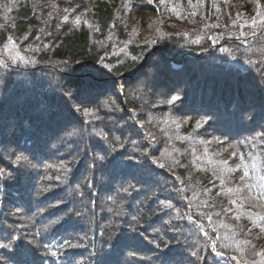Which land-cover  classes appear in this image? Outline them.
<instances>
[{
	"label": "trees",
	"instance_id": "1",
	"mask_svg": "<svg viewBox=\"0 0 264 264\" xmlns=\"http://www.w3.org/2000/svg\"><path fill=\"white\" fill-rule=\"evenodd\" d=\"M233 1L0 0V44L11 37L17 42L14 50L18 48L24 58L22 63L7 48L0 49V62L13 63L7 70L16 72L4 75L2 83L8 89L0 86V101L8 115L17 119L0 118V123L6 121L3 130L11 139L9 144L0 142L5 143L0 145V194L8 211L3 222L14 225L16 213L27 214L30 219L38 209L52 217L55 206L42 204L46 197L55 195L62 200L60 195L72 193L78 196H67L66 200L78 197L77 205L87 210L84 216L92 225L98 222L93 210L101 212L104 241L109 242L106 249L118 250L101 261L91 257L88 264H110L107 261L113 257L114 264H245V257L264 259V230L259 228V219L248 218L252 233L242 234L243 223L232 217L223 201L216 173L202 166L207 155L236 166L237 178L249 192L248 208L253 215L264 213L260 199L264 193V0H254L258 12L252 17L253 0H239L232 8ZM144 14L150 15L147 25ZM167 20L197 25L170 31L164 24ZM235 23L239 24L233 26ZM148 26L153 28L150 39H141V29ZM225 40L237 46H230L234 62L254 63L251 69L229 67L227 73L224 66L210 67V60L219 57ZM163 54L177 58L185 55L193 62L189 65L187 61L189 72L180 76L183 83L175 84L173 92L167 85L173 76L157 62L158 66H148ZM32 56L47 65L49 72L60 74L51 85L50 104L52 109L62 110V122H58V138L46 147L25 151L20 142L26 134L44 123L53 124L47 117L38 121L36 109L34 115L30 113L31 106L36 108L37 92L50 81L48 74L24 70ZM199 57L216 73L220 85L239 90L240 101L222 98L229 107L224 111L236 114L234 119L220 112L205 113L197 114L196 122L193 113L179 111L185 103L181 100L189 99L197 89L192 73L199 69ZM141 66H147L153 80L126 85L124 102L117 94L101 96L87 106L77 102L79 88L86 85H82V77L91 81L119 78L114 83L120 86ZM228 74L236 77L233 82L226 81ZM149 81L148 97L135 90ZM162 86L163 93L159 94L157 89ZM174 96L179 99L170 103ZM153 98L158 99L156 111L169 114V123L138 116L140 109L150 108L148 101ZM160 101L164 104L161 107ZM27 116L35 117V121H22ZM255 117H259L257 121ZM146 120L151 127L144 123ZM202 210L213 214V221L219 217L221 223H229L232 231L246 237L248 246L237 254L226 249L222 235L203 239ZM18 225L27 228L28 236V228L35 227L31 221ZM191 233L195 243L188 242ZM20 239L29 256L32 252L45 256L39 241ZM120 241L134 243L135 248H125Z\"/></svg>",
	"mask_w": 264,
	"mask_h": 264
},
{
	"label": "bare ground",
	"instance_id": "2",
	"mask_svg": "<svg viewBox=\"0 0 264 264\" xmlns=\"http://www.w3.org/2000/svg\"><path fill=\"white\" fill-rule=\"evenodd\" d=\"M258 5H256L255 1L253 0V8L250 12L251 17L255 15L258 12ZM227 45H223L221 47V54L219 55L217 60H210V67H223L224 71L230 70L229 67H234V60L232 59V56L234 55L233 50L230 48V46L237 48L236 45H232L231 41L225 40L224 41ZM17 42L13 39L11 41H6L4 44H0V49L7 48V47H16ZM10 55L13 56V54L10 52ZM180 58L177 57H171L166 54H163L161 59H157L152 63H148L149 67L151 66H158L160 65V68H164L167 73L171 76H177L181 73L189 72L188 68L190 66L187 65V61L189 62V65H193L192 59L187 57L185 55H180ZM15 57V56H14ZM224 57L227 59V62L220 61L219 58ZM38 57L32 56L29 62L25 63L23 65V68L26 72L31 73H38V74H48L50 76V81L46 83L41 90H39L35 97L34 104L36 105V111H38L40 114L38 116V121L44 120L46 117L49 118V122H53L52 125L47 126V123H44L40 127H38L34 133L40 140V145L45 147L50 144L53 141V138L57 136V129H59L60 123L62 122L60 115L62 114L61 109H52V104H50V97L52 95L51 91V85L55 81V79L60 75L55 72H49L48 66H44L40 64L39 59L36 60ZM40 58V57H39ZM201 62L199 63V69L196 72L192 73V76L195 78L197 82V89L195 90V94L191 96L189 99L181 100L185 101V103L182 105L181 109L179 111L184 113H193L195 115V121L197 122V114H205L208 113V115H214L218 112H220L223 116H225L227 119L231 120L235 118L234 113L232 112H225L224 110L226 107L229 109L228 104L222 100L223 96L228 97V100L236 99L241 100V97L239 96V90L235 86H228L223 87L219 84V80L217 79L216 73L210 69V67L202 60L201 57H199ZM22 60V63H24V58L19 59ZM157 62V64H155ZM13 63H10L8 65H4L0 62V86L6 87L5 84L2 83V79L4 75H11L13 76L16 72H12L10 70H7V68L12 69ZM187 65V66H186ZM147 66H141L139 68V72H137L139 75L147 76L150 74V71L146 69ZM129 78L125 80L120 86H116L114 81L118 82L119 78L109 79V78H96L91 81V78L89 77H82L83 84H86L82 86V88H79L78 96H77V102L82 103L84 106L90 105L92 102H95L101 98V96L104 95H111V94H117L118 97L122 102H124V93H125V87L128 85L129 87H133V85L141 83L140 79L138 80V77H134L133 75L128 76ZM157 77V72L155 75V78ZM236 77L232 75H227L226 81L227 82H233V79ZM153 80V79H152ZM127 83V84H125ZM8 89V88H7ZM225 92V94H224ZM244 93V92H242ZM2 96H4V93H1ZM196 95H199V97H196ZM249 95L252 99H255V95L253 93V90H249ZM1 102V101H0ZM33 104V105H34ZM68 108V107H67ZM69 112L73 111L72 109L68 108ZM217 110V111H215ZM68 111V110H67ZM172 111V110H171ZM7 108L2 100L0 105V118H7L11 119L13 122H16L17 119H15L13 116H9L7 113ZM222 116V118H223ZM203 117V116H202ZM221 118V120H222ZM259 117L253 118L254 121H257ZM26 120V118H23L22 121ZM217 120V119H216ZM220 120V121H221ZM219 121V122H220ZM2 121L0 123V142H6V144H9L11 141L10 137L7 135L8 132L3 130L5 128L6 123L2 125ZM38 126V125H37ZM60 130V129H59ZM14 135V133H13ZM1 145V143H0ZM5 143H3L1 146H4ZM2 150H5V148H1ZM8 149V148H7ZM6 149V150H7ZM8 149L7 151H9ZM36 156V155H35ZM4 157V156H3ZM15 176H17V173H15ZM100 196L96 197V201L99 202ZM18 226L15 227V230H17ZM125 248H135V244L128 242Z\"/></svg>",
	"mask_w": 264,
	"mask_h": 264
},
{
	"label": "rangeland",
	"instance_id": "3",
	"mask_svg": "<svg viewBox=\"0 0 264 264\" xmlns=\"http://www.w3.org/2000/svg\"><path fill=\"white\" fill-rule=\"evenodd\" d=\"M230 3H232V0H230ZM238 3H239V0H234L232 8L237 6ZM231 13H234V12H231ZM149 16L150 15L144 14L143 23L145 25L148 24L147 19ZM236 22H238V21H236ZM164 24H167V26L170 28V31H172V30L176 31V30H180L179 28H181V26L183 25V22L167 20ZM237 24H239V23H235V24H233V26L237 25ZM195 25H197V24H195V22H188V23H185L183 26L184 27L185 26H190V27L193 26L194 27ZM138 29H141V28H138ZM154 29H155V26H154ZM141 30L142 31H140V34H141L140 38L144 39L145 37H149V39H150V33H153L152 32L153 31L152 26L144 27ZM155 33H156V31H155ZM7 50L9 52H11L13 54V56L18 57V59H23V57L20 56V54H19L18 48L16 50H14V47L11 46V47H7ZM252 54L253 53L249 54L248 57H251ZM212 60H217V59L212 58ZM219 60L223 61V62L228 61L224 57H220ZM253 64L254 63H252L250 65V62L243 61L240 67L242 69H245L246 67L251 69L253 67ZM152 79H153V75L150 73L147 76H142L140 81H142L144 83L147 80H152ZM149 88H151L150 81L148 82V84H142L140 86H137L135 88V90L139 94L145 95L148 97V95H150V89ZM162 90H164L163 86H162V88L157 89L159 94L163 93ZM151 99H152V95H151ZM157 101H158V99H156V98H153V100H149L148 104L150 105V108L143 107L142 109L139 110L138 116L139 117H145V118L147 117V120H153V119L158 120V119H160L164 123H169L167 121V118L170 121V116L167 112L162 113L160 111H156ZM162 104L163 103L160 101L159 106L161 107ZM170 110H169V113H170ZM30 113H32L33 115L35 114L34 106H31ZM26 119H31V120L35 121V117L27 116ZM147 120L144 121V123L147 124L149 127H151V125L148 124ZM149 123H151L153 125V124H156L157 122H149ZM167 125H169V124H167ZM163 130L167 131L168 129L163 128ZM203 161H204L203 162L204 165H202V166H207L210 171L216 173L215 180L219 183V186L223 190V196H222L223 201L224 200L226 201L225 202L226 206L231 210L230 213L232 214V217L239 220V222L243 223L242 224V227H243V233L242 234L247 235V233L248 234L252 233L251 230H252L253 224L251 223L250 220H248V218L260 219L259 223L264 226V222H263V220H261V219H264L262 217V216H264V213H259L258 215H253L252 212L250 211V209L248 208V206H250L249 205V203H250L249 197L247 196V195H249V192L246 189L244 182H242L240 180V178H237L238 176H237L236 166H232V165L228 164L229 163L228 160L223 161V160L219 159L218 157H215L212 155H207L206 159H204ZM243 165H244L245 173H246L247 172V169H246L247 166L244 163H243ZM204 190L206 192L208 190H211L214 193H217V191H218V189H214V188H211V189L202 188V191H204ZM232 201H235L236 203H232ZM193 202H194V200H193ZM201 203H202V201L199 202V204H201ZM200 214L202 215V217L205 221L204 222V228L207 229V231L203 230V233L205 235H207V236L222 235L223 237L226 238V241H227L226 249H230L231 251L236 252L237 254L239 253V250H243V249H245L246 246H248L246 237L241 236L240 232L232 231L230 229L229 223L228 224L221 223V219L219 217L214 218L215 220L213 221L211 218L214 215L213 214L208 215V211L202 210V212H200ZM254 224L256 225V223H254ZM208 230L210 231V233L212 232L213 234H210L208 232ZM224 240H222V242H224ZM245 264H264V259H262L261 256L260 257L254 256L252 259H248L245 257Z\"/></svg>",
	"mask_w": 264,
	"mask_h": 264
},
{
	"label": "snow or ice",
	"instance_id": "4",
	"mask_svg": "<svg viewBox=\"0 0 264 264\" xmlns=\"http://www.w3.org/2000/svg\"><path fill=\"white\" fill-rule=\"evenodd\" d=\"M149 2H151V0H149ZM193 15H195V13H192ZM68 18L67 17H65V20H67ZM77 23H79V21H77ZM85 23H86V21H85ZM9 39V41H11L12 40V38L11 37H9L8 38ZM153 43H154V41H153ZM177 99H179V97L178 96H174V97H172V100L171 101H169L170 103L171 102H174L175 100H177ZM2 169H0V173H2ZM232 203H236L235 201H232Z\"/></svg>",
	"mask_w": 264,
	"mask_h": 264
}]
</instances>
